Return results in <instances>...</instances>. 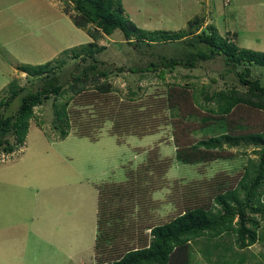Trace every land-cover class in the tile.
I'll list each match as a JSON object with an SVG mask.
<instances>
[{
	"label": "rangeland",
	"instance_id": "rangeland-1",
	"mask_svg": "<svg viewBox=\"0 0 264 264\" xmlns=\"http://www.w3.org/2000/svg\"><path fill=\"white\" fill-rule=\"evenodd\" d=\"M123 7L129 19L148 31H187L189 21L194 20L200 29L211 31L214 25L223 37L232 38L236 33L235 42L240 47L264 52V0H123ZM74 13L67 0H0V99L7 96L11 82L33 88L37 85V78L22 71V65L56 59H65L72 65L71 49L93 41L86 30L73 23ZM119 37L118 32L95 41L106 48H102L99 59L113 64L109 79L117 97L124 102L132 97L129 104L135 111H146V135L121 132L118 136L114 120L98 129L91 115H82L83 125H89L97 139L77 136L75 130L60 139L53 127L52 98L35 107L23 145L0 155V264H99L94 250L99 186L123 182L129 171L144 180L145 190L128 207L126 219L130 228L138 230L127 238L135 239L144 231L149 233L150 229L145 228L150 224L166 221L179 212L176 202L186 186L190 192L196 182L212 181L218 173H227L235 181L244 164L257 159L252 146L241 145L231 149L236 152L233 159L205 165L177 161L172 112L160 100L169 84L190 83L204 102L202 90L218 91L236 84L237 79L233 73L225 72L221 56L193 69L179 66L167 70L164 79L157 72L116 70L117 66H145L156 59L150 51L162 53L167 47L160 42L139 56L132 51V45L117 41ZM169 46L173 51L182 48L178 43ZM253 69L264 81V70L256 66ZM89 90L95 91L90 86ZM152 95L158 97L154 104L158 107L148 106ZM19 103L20 98L15 99L7 110L0 105V112L12 114ZM81 109L87 114L92 108ZM90 112L95 113L93 109ZM204 134L201 130L193 132L196 139ZM149 159L155 163L170 159L172 164L164 168L152 163L160 171L166 170L153 173L144 168ZM154 186L159 187L152 190ZM146 189L149 194L143 197ZM262 225L259 241L248 249H235L238 257L245 259L242 264H264V221ZM195 258L194 264L204 263L201 253L195 252Z\"/></svg>",
	"mask_w": 264,
	"mask_h": 264
},
{
	"label": "trees",
	"instance_id": "trees-1",
	"mask_svg": "<svg viewBox=\"0 0 264 264\" xmlns=\"http://www.w3.org/2000/svg\"><path fill=\"white\" fill-rule=\"evenodd\" d=\"M67 1L75 11L71 15L73 23L86 30L93 41L71 49L72 65L65 59H56L21 66L28 76L37 78V85L33 88L11 82L7 96L0 99V105L7 110L20 98L14 113L0 112V155L10 154L23 145L30 121L35 117V107L50 98L53 127L60 139L72 130L77 136L97 139L91 127L83 125L82 115H91L98 129L114 120L115 128L121 130L116 131L118 136L121 132L146 135L143 123L148 117L146 111H135L129 104L132 97L125 102L117 97L109 79L113 64L99 59L102 48H106L97 46L95 41L103 36H116L119 32L116 40L132 45V51L139 56L141 52L148 53L154 44L165 43L167 47L162 53L150 51L156 59L145 66L113 67L122 72H157L162 79L167 70L173 71L179 66L193 69L203 61L221 56L226 64L225 72L235 75L236 84L213 92L202 90L204 102H201L193 85L174 82L160 99L172 112L175 158L184 164L205 165L219 159H233L236 152L231 149L242 145L252 146L257 159H249L235 181L227 173H218L212 181L196 182L190 192L186 186L176 202L179 212L166 221L150 224L145 228L150 229L149 233L142 228L144 232L135 239L131 236L138 230L130 228L126 219L128 207L145 190L144 180L138 173L129 171L125 181L99 186L94 250L99 264H194L195 252L201 253L203 264H235V261L242 264L245 259L238 257L235 249H248L259 241L264 221L261 200L264 194V81L253 69L256 66L264 70V52L240 47L235 42L236 33H232V38L223 37L214 25L211 31L200 29L194 20L189 21L187 31H148L124 14L123 0ZM171 43H178L181 50L173 51ZM89 86L95 91L90 92ZM131 94L135 96L136 92ZM155 96L150 97L148 106L158 107L154 105L158 98ZM88 106L95 113L90 109L85 114L81 107ZM199 130L205 134L196 139L193 132ZM149 160L144 168L155 173L159 169ZM155 164L170 168L172 163L166 159ZM145 192L143 197L149 194L147 189Z\"/></svg>",
	"mask_w": 264,
	"mask_h": 264
}]
</instances>
